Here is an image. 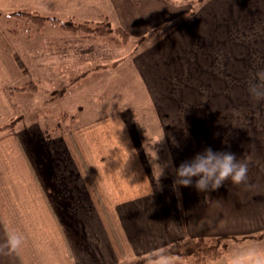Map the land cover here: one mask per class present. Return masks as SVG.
<instances>
[{"label":"crops","instance_id":"obj_1","mask_svg":"<svg viewBox=\"0 0 264 264\" xmlns=\"http://www.w3.org/2000/svg\"><path fill=\"white\" fill-rule=\"evenodd\" d=\"M230 1L240 8L232 14L243 13L248 1L256 6L252 16L259 18V6L264 8V0H206L197 16L138 42L132 51H127L131 39L116 45L61 27L98 22L62 20L87 6L105 5L117 22L111 27L139 41L181 14L171 12L172 0L11 1L27 12L42 10L56 20L46 24L59 25L65 35H45L33 59L35 51H21L18 34L3 30L0 22V264H125L188 239L264 231L262 150L254 152L249 140L227 135L232 131L226 125L190 124L185 112L196 93L190 79L197 68L205 69L206 53L220 51L216 46L226 50L220 22L229 17ZM127 53L152 102L157 132L145 125L143 130L127 102H117L127 96ZM36 59L44 80L36 76ZM110 65H125L122 80L115 73L100 80L101 68ZM29 82L37 86L34 100L48 99L33 112L20 98L26 91L19 89ZM105 83L108 88L98 90ZM86 84L91 93H84ZM117 84L124 86L123 94H117ZM87 94L92 102L84 104ZM207 145L247 160L255 156L254 164L248 160L246 183L226 179L214 189H174L169 157L179 163Z\"/></svg>","mask_w":264,"mask_h":264},{"label":"rangeland","instance_id":"obj_2","mask_svg":"<svg viewBox=\"0 0 264 264\" xmlns=\"http://www.w3.org/2000/svg\"><path fill=\"white\" fill-rule=\"evenodd\" d=\"M11 1L12 0H0V17L6 14V19H9L5 21V19L2 18V21H0L1 28L3 30H8L12 35H14V33L18 34V47L21 46V51L24 50V48H29L30 52L35 51L32 53L33 59L40 56L39 48L42 50V45L44 48L43 42L45 35H50V32L53 34L61 32L65 35V33L60 31L59 25H54L50 22L47 24L46 22H37L38 25H40L39 27L23 16L19 17L20 14H30L43 18L44 20L46 16L42 10L30 9L31 11L27 12L26 7L17 3L13 4ZM205 1L206 0H172L173 5L169 7L171 12H181V14L177 16L173 22L163 24L155 33H159V35L167 34L173 28L181 25L193 16H197ZM243 7V13H233L234 16H232L233 14L231 11L236 10L237 12L240 10L239 4L236 5L234 1L227 3L226 8L229 17L220 22L221 31L226 35V39L224 38L227 43L225 46L226 50H224V46H216L220 51L206 53V56H210V60L207 62L208 59L206 57V61L202 62L203 65L206 66L205 69L197 68L195 80L190 79V83L194 84L196 93L195 99L186 104L185 109L187 110H185V112L189 116L190 124L228 126L227 130L232 132H227V135L243 137L246 141L249 140V142L252 143L250 150L252 149L254 152H258L260 149L262 150L260 158V161H262L264 157V100L251 97L247 92L246 83L254 78L257 70L264 69V8L261 5L259 6V10L257 11H259L258 13L260 16L257 18L258 14L252 16L251 8L256 9V6H252L250 1L245 4L243 3ZM246 8L250 9L248 10L249 13L247 11V13H245ZM71 17L72 18H64L62 21L101 22L107 19L108 23L117 26L113 12L105 5L87 6ZM28 30H30V32ZM153 31H151V33H153ZM29 41L30 46L28 47ZM133 44L134 43L129 44L127 51L138 49L137 44ZM202 54L204 55L205 53H196V55L199 56H203ZM127 55V96L117 98V102H127V107L135 111L137 115L136 119L138 125L143 124V130H145V126H147L152 129L153 132H157V125L155 123L156 117L151 114V110L154 111L152 102L145 87L140 83L135 71L131 67L129 61L130 54L127 53ZM38 61L39 60L36 59L37 64L42 69H38V67L36 70L39 72L34 74L40 77L39 80H44L45 72L43 64ZM209 62L210 64H208ZM191 63L189 64L190 67H192ZM198 63L197 66L202 67V64ZM124 66L125 65L117 66L119 70L113 65L101 68L104 70L100 71V80H102V78L105 80L109 79V77L111 78V74L114 73L117 80H119L118 78L122 80ZM30 75L32 77L33 74L30 72ZM34 80H36L35 77ZM106 84L107 83L102 84L98 90L107 89L108 86ZM118 84H120V82ZM118 84L116 86L117 94H123L124 86ZM30 85L34 84L29 82L19 90L26 91L23 93L24 95L20 97L22 102H24V109L26 108L27 111L33 112L32 110H35L38 106L44 105L45 101L48 99L46 100L47 97L43 98V96L41 97L42 100H34V90L31 92L27 89H23ZM34 86L36 90L37 86ZM90 87V84L85 85V94L92 92ZM98 90L94 88L93 92ZM40 92L44 93V89H41ZM14 95L15 100L17 97L16 92H14ZM86 96H91V94L85 95L84 104L92 102V100H90L91 98H86ZM104 102L106 103L105 100ZM145 135L151 136L150 133ZM222 136H224L223 133ZM250 158L254 164L256 162L255 156L254 158ZM250 158H248V160H250ZM237 238L238 239L231 238L225 241V250L229 255L235 251L249 247L264 248V231ZM191 247H193V244L190 248ZM184 252V249L180 250V254H184ZM157 260L158 258L151 260V264H159L161 260ZM163 260L166 261L165 257H163ZM223 263H225L224 258L212 264Z\"/></svg>","mask_w":264,"mask_h":264},{"label":"clouds","instance_id":"obj_3","mask_svg":"<svg viewBox=\"0 0 264 264\" xmlns=\"http://www.w3.org/2000/svg\"><path fill=\"white\" fill-rule=\"evenodd\" d=\"M246 88L251 97L264 100V69L257 70L254 78L247 81ZM167 164L172 166V187L177 191L179 185H193L197 190L214 189L226 179L234 184L246 183L249 168L247 158H239L230 150H214L210 145L179 163H173L169 157ZM159 166L161 173L163 166ZM9 239L13 245L18 242L14 235ZM159 264H164V261ZM228 264H264V248L249 247L235 251L229 256Z\"/></svg>","mask_w":264,"mask_h":264},{"label":"trees","instance_id":"obj_4","mask_svg":"<svg viewBox=\"0 0 264 264\" xmlns=\"http://www.w3.org/2000/svg\"><path fill=\"white\" fill-rule=\"evenodd\" d=\"M23 16L24 18L34 22L35 25L39 26L37 22L44 23L46 21L56 22L55 19L50 18H39L30 14H20L19 17ZM61 27L69 32L73 33H81L87 37H96L101 38L105 41L113 42L116 45H125L131 39V43L138 44L141 41H148L153 37V34H156V30L153 33L149 32L147 36L136 41L120 27H111V25L107 21H102L98 23H72V22H64L61 23ZM163 29V28H161ZM78 78L73 79L72 81H76ZM71 81V82H72ZM23 89H27L29 91L35 90L34 85L26 86ZM233 239H238L235 236H211V237H199L197 239H188L184 240L180 243L171 245L159 253L153 254L147 257H141L133 260H127L128 264H151V260H158L165 257L166 261L164 264H212L220 259H225L228 257V253L225 250V241ZM242 239V238H240ZM190 244V245H189ZM193 244V247L190 246ZM203 245V246H202ZM175 247V248H174ZM184 249V254H180V250ZM157 260V261H158Z\"/></svg>","mask_w":264,"mask_h":264}]
</instances>
